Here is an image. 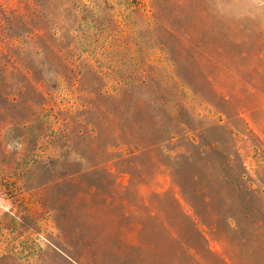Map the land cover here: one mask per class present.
<instances>
[{
	"label": "rangeland",
	"instance_id": "374dc122",
	"mask_svg": "<svg viewBox=\"0 0 264 264\" xmlns=\"http://www.w3.org/2000/svg\"><path fill=\"white\" fill-rule=\"evenodd\" d=\"M0 264H264V0H0Z\"/></svg>",
	"mask_w": 264,
	"mask_h": 264
},
{
	"label": "clouds",
	"instance_id": "9594fccd",
	"mask_svg": "<svg viewBox=\"0 0 264 264\" xmlns=\"http://www.w3.org/2000/svg\"><path fill=\"white\" fill-rule=\"evenodd\" d=\"M13 149H15V150H22L23 149V145L20 144L17 141H13V142H11V143H9L7 145V150L8 151H12Z\"/></svg>",
	"mask_w": 264,
	"mask_h": 264
}]
</instances>
